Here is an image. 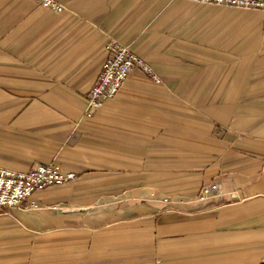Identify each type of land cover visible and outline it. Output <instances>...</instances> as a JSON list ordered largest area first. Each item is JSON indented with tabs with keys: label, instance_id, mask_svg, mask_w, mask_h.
I'll list each match as a JSON object with an SVG mask.
<instances>
[{
	"label": "crops",
	"instance_id": "0c3cea01",
	"mask_svg": "<svg viewBox=\"0 0 264 264\" xmlns=\"http://www.w3.org/2000/svg\"><path fill=\"white\" fill-rule=\"evenodd\" d=\"M55 2L0 0V167L76 177L0 208V264H264L263 14ZM110 41L160 82L134 69L91 111Z\"/></svg>",
	"mask_w": 264,
	"mask_h": 264
},
{
	"label": "built area",
	"instance_id": "2783aa9c",
	"mask_svg": "<svg viewBox=\"0 0 264 264\" xmlns=\"http://www.w3.org/2000/svg\"><path fill=\"white\" fill-rule=\"evenodd\" d=\"M40 6L61 12L62 7L55 0H33ZM198 5L233 7L240 10L259 11L263 14L262 30L264 32V0H186ZM105 60L101 66L95 84L86 98L88 110H95L103 103L115 98L122 83L134 70L139 69L150 80L160 82L159 76L142 58L116 41L108 42L105 47ZM88 116L91 113H87ZM74 173H64L60 166L37 164L25 171L0 167V208H14L25 204L26 209H36V202L31 196L48 187L61 186L75 178ZM220 194L217 184L205 187L200 199L205 201Z\"/></svg>",
	"mask_w": 264,
	"mask_h": 264
}]
</instances>
